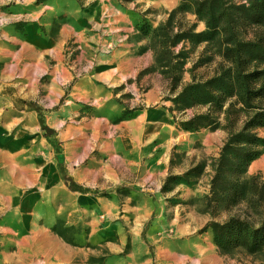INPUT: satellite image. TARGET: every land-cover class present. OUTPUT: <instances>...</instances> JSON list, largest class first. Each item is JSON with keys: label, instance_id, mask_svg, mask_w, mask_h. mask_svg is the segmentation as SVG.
I'll return each mask as SVG.
<instances>
[{"label": "rangeland", "instance_id": "374dc122", "mask_svg": "<svg viewBox=\"0 0 264 264\" xmlns=\"http://www.w3.org/2000/svg\"><path fill=\"white\" fill-rule=\"evenodd\" d=\"M253 13L251 0H0V264H31L42 225L78 263L103 264L104 231L131 237L140 220L150 264H264V233L213 229L264 222V147L245 169L226 155L211 191L225 114L186 131L207 107L175 101L227 74L235 39L264 45Z\"/></svg>", "mask_w": 264, "mask_h": 264}, {"label": "trees", "instance_id": "16d2710c", "mask_svg": "<svg viewBox=\"0 0 264 264\" xmlns=\"http://www.w3.org/2000/svg\"><path fill=\"white\" fill-rule=\"evenodd\" d=\"M251 7L254 11L253 15L264 21V0H251ZM222 57L229 65L227 74H218L205 82L187 85L175 100L176 102L188 100L190 107H207L206 113L178 122L180 128L186 131H197L210 126L216 122L220 114H225V129L228 137L217 159L215 175L211 180L213 192L221 168L226 167V155H230L235 160L233 165L237 170L245 169L259 155L258 149L264 147V139L255 133L257 129L264 128V68L260 67L264 64V45L258 41L235 39L232 45L224 49ZM247 61H255L257 65L250 67ZM228 101V107L223 110ZM30 108L36 113L44 138L56 152L60 151V143L56 139H51L55 137V133L45 124L41 109L33 105H30ZM127 113L129 114L128 111ZM238 120H241L239 127L234 129ZM60 173L62 174L61 170ZM60 176L71 191L89 192L88 189L76 185L69 177ZM249 228L247 223L235 219L223 224L215 223L213 226L216 237L226 236L229 233L240 235L248 230L249 236L255 239L260 233H264L262 232L264 222L257 229Z\"/></svg>", "mask_w": 264, "mask_h": 264}, {"label": "crops", "instance_id": "0c3cea01", "mask_svg": "<svg viewBox=\"0 0 264 264\" xmlns=\"http://www.w3.org/2000/svg\"><path fill=\"white\" fill-rule=\"evenodd\" d=\"M142 220L138 221V231L132 232V236H128V232L113 230L115 227H106L109 230L104 231L103 236L115 235L116 240L105 241L103 264H150L144 243L140 240V230ZM124 227L123 224L120 226ZM37 230V229H36ZM33 233L31 237V247L27 251L26 259H30L31 264H83L78 263L72 258V251L65 242L58 236L49 232L48 226L43 225ZM30 264V263H28Z\"/></svg>", "mask_w": 264, "mask_h": 264}]
</instances>
